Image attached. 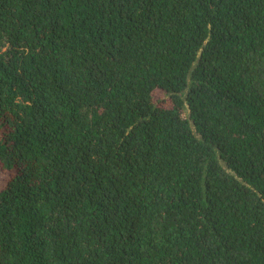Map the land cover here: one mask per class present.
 <instances>
[{"label":"trees","instance_id":"16d2710c","mask_svg":"<svg viewBox=\"0 0 264 264\" xmlns=\"http://www.w3.org/2000/svg\"><path fill=\"white\" fill-rule=\"evenodd\" d=\"M0 264H264V0H0Z\"/></svg>","mask_w":264,"mask_h":264}]
</instances>
